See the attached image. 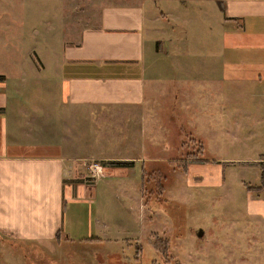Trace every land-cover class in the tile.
I'll list each match as a JSON object with an SVG mask.
<instances>
[{
    "label": "crops",
    "instance_id": "1",
    "mask_svg": "<svg viewBox=\"0 0 264 264\" xmlns=\"http://www.w3.org/2000/svg\"><path fill=\"white\" fill-rule=\"evenodd\" d=\"M63 1L0 0V237L40 240L82 234L101 240L106 222L81 215L94 186L76 179L83 174L79 161L106 145L116 150L102 158H135L142 169L155 158H193L167 154L185 144L189 98L212 99L214 110L208 116L228 113L229 139L235 146L230 158L262 163L264 0H106L98 25H84L78 37L60 45L52 38L51 21L48 43L43 31V44L32 45L30 36L40 34L45 18L62 19ZM159 2L165 6L158 7ZM32 3L38 4L36 9L26 11ZM41 6L47 14L41 12L38 25L28 27L26 20L38 18ZM188 7L198 11L201 22L192 32L178 30L175 23L187 25L190 17L196 18L185 12ZM212 12L221 18L219 50L223 45L228 58L208 55L214 75L204 73L206 63L195 73L186 66L188 38L194 34L193 45L200 46L195 38L204 36ZM207 46L203 43L199 50L204 53ZM189 81L201 85L190 93ZM223 97L229 100L224 108L215 101ZM219 121L207 126L212 135L198 136L204 151L216 138L220 146ZM132 129L137 135L129 133ZM97 130L105 136H95ZM124 146L134 150L119 154ZM259 199L264 212V199ZM256 223L264 228V219ZM258 232L264 234V229ZM263 251L264 245V264ZM256 257L247 247L245 264Z\"/></svg>",
    "mask_w": 264,
    "mask_h": 264
},
{
    "label": "rangeland",
    "instance_id": "2",
    "mask_svg": "<svg viewBox=\"0 0 264 264\" xmlns=\"http://www.w3.org/2000/svg\"><path fill=\"white\" fill-rule=\"evenodd\" d=\"M103 1L106 0L63 1L62 19L45 18L39 26L40 34L30 36V42L32 45H42L44 31L48 43V23L51 21L54 27L51 30L52 38H55V42L60 40L58 44L61 45L72 35L78 37L84 25L96 26L100 23ZM36 5L26 4V11L32 12ZM159 5L165 6L164 2H159ZM42 6L36 12L38 18L26 20L28 27L29 24L38 25L43 17L41 12L47 14L48 10ZM49 10L52 14V7ZM185 12L196 18L190 17L188 26L178 20L175 23L178 30L187 28L192 32L201 24L197 19L198 11L188 7ZM211 17L202 39H195L200 41V46L205 43L210 45L207 48L212 46L215 51H205V48L203 53L199 50L200 46L193 45L194 34L191 33L188 38L191 52L185 55L189 59L186 66L195 73L201 71L202 64L206 63L204 73L214 75L213 57L209 58L208 55H216L221 60H224L222 55L228 58V51H224L223 45L219 50L224 39L219 13L212 12ZM200 85L189 81L188 91L191 93L193 88ZM225 89L227 91L224 93L228 94V89ZM215 101H219L223 108L229 102L228 97ZM212 102V99L205 102L197 98L187 100L189 125L188 130L185 129V144L167 152L172 156L187 155L190 150L194 151L191 152L193 154L199 152L201 142L198 136L203 133L212 135L213 132L207 128L209 122H220L221 118L223 135L220 146L216 138L214 144L210 141L208 152L204 151L212 158L206 161L191 159L186 170L183 169L186 158H155L142 169V161L135 158H102L109 155L108 150L113 148L111 150L114 151L116 148L108 145L98 147L93 157L79 161L83 174L76 179L91 182L96 189L92 187L93 197L82 204L81 215L84 220L85 215L92 214L94 221L106 222V233L102 239L82 238V234L77 237L73 235L74 238L61 235L40 240L0 237V264H245L247 247L258 256L252 264H263L260 255L264 234L258 231L264 228L256 222L264 219V212L259 211L263 205L259 198L264 199V188H250L249 185L262 183L264 162L253 166L248 163V158H230L235 146L229 139V116L228 113L225 116L217 113L208 116L214 110ZM210 118H217L218 121ZM101 133L105 136L99 130L95 131V136ZM129 133L137 135V130L132 129ZM106 140L107 137H104L103 143ZM213 149H216V153L212 152ZM133 150V146H124L119 154ZM211 155L223 158H213ZM113 159L127 162L133 159V164L119 166L111 163ZM210 176L211 180L208 179ZM161 189L164 191L161 192Z\"/></svg>",
    "mask_w": 264,
    "mask_h": 264
},
{
    "label": "trees",
    "instance_id": "3",
    "mask_svg": "<svg viewBox=\"0 0 264 264\" xmlns=\"http://www.w3.org/2000/svg\"><path fill=\"white\" fill-rule=\"evenodd\" d=\"M199 142H201V141H199ZM199 146H200L199 147V152H195V154L191 153V152H194L193 150L188 151V154L189 153H191V154H189V155L187 154V155L190 156V157H193V158H186L187 161L185 162L186 165L183 167L184 170L187 169V166H188L189 161L191 159H194V160H203V161L209 160L207 158H204V145L202 144V142H201V144H199ZM262 162H264V160ZM111 163H113L115 165L122 166V165H125L126 163H130L132 165L133 162H127L126 160H120L119 159V160H111ZM262 171H264V168H263ZM262 177H264V172L262 174ZM80 181H82V180H80ZM249 187L250 188L252 187V188L263 189L264 188V179L262 180V183L261 184H259V185H249ZM163 191H164V189H161V192H163ZM3 236L6 237L5 235H3Z\"/></svg>",
    "mask_w": 264,
    "mask_h": 264
},
{
    "label": "built area",
    "instance_id": "4",
    "mask_svg": "<svg viewBox=\"0 0 264 264\" xmlns=\"http://www.w3.org/2000/svg\"><path fill=\"white\" fill-rule=\"evenodd\" d=\"M97 175V174H96Z\"/></svg>",
    "mask_w": 264,
    "mask_h": 264
},
{
    "label": "water",
    "instance_id": "5",
    "mask_svg": "<svg viewBox=\"0 0 264 264\" xmlns=\"http://www.w3.org/2000/svg\"><path fill=\"white\" fill-rule=\"evenodd\" d=\"M202 234V233H201Z\"/></svg>",
    "mask_w": 264,
    "mask_h": 264
}]
</instances>
